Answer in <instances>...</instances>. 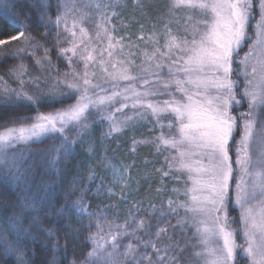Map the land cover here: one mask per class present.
<instances>
[{
	"label": "snow or ice",
	"instance_id": "obj_1",
	"mask_svg": "<svg viewBox=\"0 0 264 264\" xmlns=\"http://www.w3.org/2000/svg\"><path fill=\"white\" fill-rule=\"evenodd\" d=\"M135 2L146 6L141 0ZM22 3L35 9L38 24L46 29L48 24L56 29L63 25V32L71 37L69 46L64 47L58 31L55 48L69 65L74 58L84 65L83 74L74 73V81L66 84L77 93L73 104L42 112V103L56 101V90L49 93L48 100L26 90L24 76L28 67L23 56L31 55L37 65H43L50 62L52 49L46 46L48 31L40 39L30 31V12H24L23 19H19L21 11L17 6ZM116 6L105 0H63L56 5L53 19L50 0H11V4L4 0L5 18L20 31L0 39V61H19L8 68L19 88H10L5 81L0 92V183L14 185V197L0 190V264H184L181 254L187 245L173 240L168 232V217L178 215L179 210L184 216L172 227L182 232L192 230L197 240L192 246L197 249L193 256L198 264H264V0H258L259 20L253 26L254 36L248 31L254 18V0H170V13L174 15L180 9L188 12L183 35L173 34L170 22H165L162 33L153 26L145 38L141 25L139 39L154 45L152 52H143L144 61L138 66L144 74L139 78L142 90L132 83L138 79L132 72L135 61L128 58L132 53L117 57L124 53L123 37L113 35L114 26L106 27L117 15L115 11L109 15V9ZM93 13L101 21L96 24L94 37L84 27ZM93 40L107 43L98 48ZM12 41L22 46L12 50L4 47ZM244 45L248 50L241 56ZM38 49H43L39 58L35 55ZM90 64H98L113 82L111 92L93 83L95 72L89 73ZM37 79L30 77L32 82ZM121 81L128 82L122 89ZM161 96L168 99H156ZM117 103L120 106L112 111ZM242 103H247V110L234 115ZM129 104L138 110V116L150 112L160 126L161 133L152 142L157 152L163 146L170 155L165 157L168 171H157L162 172V180L172 172L183 174L185 199H169L167 209L161 205L157 210L149 204V215L156 219L154 232L151 219L129 209L124 223L115 225V232L108 224L106 239L101 233L107 213L90 210L83 195L74 199L71 195L77 188L83 189L79 173L65 190L69 195H65L64 203L55 205L53 199L74 155L77 138L87 132L89 121L101 115L110 122L109 135L119 132L124 121L115 112H122ZM28 108L35 109V115L19 111ZM165 117L167 135L162 122ZM132 119L125 116V121ZM70 131L75 136L70 137ZM45 139L59 142L46 148L31 147ZM126 171L114 169V179L118 183L125 180ZM93 179L90 174L89 182ZM141 207L134 205L136 213ZM230 208L239 210V227H233L237 220L230 215ZM52 217L54 224H46ZM85 217L90 220L89 228L95 226L98 231L90 233L91 248L82 258L68 259V238L79 231L74 223H81ZM92 217H96L95 225ZM65 229L62 244L60 233ZM138 232L149 239L137 236ZM122 236L135 237V243L122 245ZM165 238L168 243H164Z\"/></svg>",
	"mask_w": 264,
	"mask_h": 264
},
{
	"label": "trees",
	"instance_id": "obj_2",
	"mask_svg": "<svg viewBox=\"0 0 264 264\" xmlns=\"http://www.w3.org/2000/svg\"><path fill=\"white\" fill-rule=\"evenodd\" d=\"M141 2L146 6L140 7L138 4L133 6L130 1H127L119 13L120 19L125 21L127 26H125V29L128 32L130 40L133 39L135 33L141 32V25H143V34L151 33L153 26H155V30L160 29L161 19L168 8L167 0H141ZM8 3L11 4V0H8ZM50 3L51 7L49 10L54 19L57 14L56 5L61 3V0H50ZM3 4L4 0H0V39H7L17 35L20 29L14 27L5 18ZM17 7L21 11V15L19 16L21 20L23 19L24 12L31 13L32 28L30 31L37 39H40L45 31H48L46 46L52 49L50 62L37 65L31 55L23 56V62L28 67V74L24 76L25 81L28 82L25 85L26 90L30 94L41 96L42 99L48 100L49 93L53 90L51 86L54 88L55 80L58 83L59 80L67 76L69 78L73 72V66L69 65L64 56L58 55L55 48L56 34L58 31L60 32V41L64 47L68 46L67 41L70 38L61 28L56 29L52 24H48L47 29L38 24L36 11L28 3H22ZM9 11L12 10L9 9ZM41 43L45 42L42 40ZM21 46L20 43L12 41L4 47L12 50ZM35 55L37 58L42 57L43 49L36 50ZM17 63L19 61L13 58L0 61V77H3L1 82L4 84L6 81L7 86L15 89H18L19 85L17 80L9 74L8 68ZM30 77L38 79L32 82ZM37 84L39 85V90H37ZM59 88L65 92V88ZM59 88L56 90V101L50 104L42 103L39 107L40 111L49 112L75 102L74 95L69 94L65 96L71 97L70 99L62 97L59 94L61 93ZM60 100L63 102H59ZM19 111L26 115H35V109L32 108L20 109ZM94 120L89 121L90 126L87 132L82 134V137L77 138L78 142L74 146V155L70 163L67 164L62 181L58 183L53 203L55 205L64 203L65 195H69L65 190L71 183L73 176L79 173L83 189L77 188L71 194L73 199L83 195L86 202L90 205V210L100 209L102 212L107 213L104 225L108 226L109 223L111 225L123 224L129 209L133 210L134 205L143 206L145 202L153 201L156 203L162 200L168 195L166 191L171 184H168L164 178L162 180V172L157 171L158 169H163L162 157L159 154H155V150L151 145V132L145 134L144 128L136 129L135 126L131 128L122 125V129L119 132H113L109 135L105 129L104 122L102 120ZM2 124L3 121L0 120V125ZM68 135L73 137L75 133L70 131ZM134 141L147 142L134 144ZM58 142V140L54 139H45L43 143H34L31 147L34 149L46 148ZM146 160L150 164L144 166L143 164ZM125 168L127 169L124 172L126 179L118 183L113 177V170H123ZM90 174L94 176L91 182L88 180ZM2 181L3 177H0V182ZM13 188L14 185L6 187L0 183V190L6 191L11 197H14ZM158 189L161 191L159 192ZM230 215H233L237 220V215L234 211H230ZM95 220L96 217L91 218L93 225H95ZM54 222L55 217H52L51 220L46 221V224H54ZM89 223L90 220L87 217L79 224L74 223V227L78 228L79 231L74 233L73 237L68 238V259H72L73 257L80 259L83 257V254L90 250L91 241L88 237L90 233L94 234L98 229L95 226L89 228ZM64 231L67 230L65 229L60 233L62 244L64 243Z\"/></svg>",
	"mask_w": 264,
	"mask_h": 264
},
{
	"label": "rangeland",
	"instance_id": "obj_3",
	"mask_svg": "<svg viewBox=\"0 0 264 264\" xmlns=\"http://www.w3.org/2000/svg\"><path fill=\"white\" fill-rule=\"evenodd\" d=\"M127 1H130L131 5H133V6L137 5L135 0H105V2H111V3H114L117 5L114 9H109V12H108L109 15H111L112 11H115L117 13V15L111 19V22L109 24H107L106 27H108L109 29H112L114 26L115 30L113 32V35L117 38L123 37V40L121 42H122V44L125 45L124 53L123 54L118 53L117 57L118 58H125V57H128L129 52L132 53V55L128 58L133 59L135 61L136 66L133 67L132 72H133V75H136L138 77V79L132 83L137 89L142 90V85H141L139 78L142 77L144 74L140 72V69L138 66H140L142 64V62L144 61L143 52L145 50H147L149 53L152 52L154 45L151 43H148L146 41V39L140 40L139 37L142 34L140 31H138L137 33L134 34L133 39L130 40V38L128 37V32L125 29V26H126L125 21H122L119 17V13L121 12L123 5H125ZM167 1H168L167 11L161 19L160 29H158L156 31L162 33L164 30L165 22H170L169 27L172 29L173 34H178V35L182 36L183 35L184 22H185L186 16L188 15V12L185 9H180V10H177L175 12V14L173 15L168 10L170 0H167ZM61 2H63V0H61ZM254 5H256L254 7V13L256 12V14H254V18L250 21V25H249V29H248L249 34H251L253 36H254L253 26L255 25L256 21L259 20L258 0H254ZM98 22H101L100 17L97 16L95 13H93V18L84 23V27L88 30L90 36H92V37L95 36V33L97 31L96 24ZM69 26H71V18H69ZM61 29L63 30V25H61ZM151 33H149V34L145 33L143 35L146 38ZM69 38L71 39L70 36H69ZM106 43H107L106 41H104L103 43H100L98 41L93 40V44H95L96 47H98V48L105 47ZM163 43H164V38H163V36H161L160 45H163ZM249 43H250V41H249ZM129 45H130V47H129ZM247 50L248 49H247L246 45L242 46L240 55L243 56ZM68 55L70 56L71 53H68ZM105 59H107L106 55H105ZM67 62H68V60H67ZM71 65L73 66L72 75L69 78H67L68 77L67 76L64 79L59 80L58 83L55 80L54 88L51 86V88L55 89V90H57V88H59V87L65 88V92L61 91L59 88L60 92L64 94V97L69 95V94L74 95L76 97L77 93L74 90L66 87V84L74 81V73L83 74V72H84V65H83L82 61H78L77 59L74 58L73 63ZM235 67H236V65L234 64V68ZM109 70L111 71L110 67H109ZM88 71H89V73L95 72V77L93 78V83L99 84L102 89H107L109 92H111L113 90V82L106 76L105 73L102 72V70L98 64H90ZM163 74L166 78L167 67L164 68ZM236 78H237L236 76L233 77V79H236ZM239 79L241 80V82L243 81L242 76L239 77ZM119 83H120V88L122 89L128 82L121 81ZM3 85L4 84L0 81V92H2V90H3ZM242 87H243V85L241 83V88ZM118 90H120V89H118ZM97 91L99 92L100 95H104V92L100 91L99 89H97ZM61 93H59V94L61 95ZM156 99L163 100V99H168V97L167 96H161V97H157ZM119 106L120 105L118 103L114 104L112 106L111 110L114 111L115 108H117ZM247 107H248L247 103H242L241 106H239L238 108H236L234 110L233 114L235 115V114H238L241 112H245L247 110ZM137 111L138 110L132 109L130 104H129V107L125 108L122 112H115V116L120 121H124V123L122 124V125H124V127L129 126L131 128H134V126H135L136 129L144 128L143 131L145 134H147V132H151V134H152L151 140L154 141L155 138L158 137L161 133L160 126L156 124L155 119L151 116L150 112L146 111V114L143 117H141V116L136 115ZM125 116H131V117H133V119L125 121ZM96 120H102L104 122L106 131L109 133L110 122L107 119H103L101 115H97L95 117L94 121H96ZM167 120H168V118L165 117L162 121L165 124L163 131L166 135L169 133V130L166 126ZM121 129H122V127H121ZM236 139H239V133L238 132L236 133ZM151 145L155 150V154H159L162 157L163 170L168 171V165H167L165 157H168L170 155V151H166L163 148V146H161L160 151L157 152L155 144L153 142H151ZM233 159H235L234 153H233ZM148 164H150V162L148 160H146L143 165L147 166ZM234 168H235V165H234ZM163 178L165 180H167L168 184H171L170 187L166 191V193L168 195L156 203L153 201L152 202H145L143 204V206L141 207L139 213H136L135 208L132 210L134 214H138L139 216H143L146 219L152 220V223H153L152 231L153 232L155 231L156 219H154L152 216L149 215V211H148L149 204L155 205L157 210L160 209L161 205H163V207L165 209H167L169 199H171L173 201H182L185 199L184 191H183V189L185 187V176L183 174L177 173V172H172L169 176L163 177ZM174 189H177L178 191H174ZM158 191L160 192L161 190L158 189ZM229 211H234L237 215V223L234 224L233 227H239V215H240L239 210L238 209L234 210V209L230 208ZM157 216H158V211H157ZM182 216H184V212H183V210H179L178 215H172V216L168 217V219L170 221L168 232H169V235L172 237L173 240L179 241V243L181 245H187L186 250L181 254L182 260L184 261V264H198V261H196L194 256H193V252L197 249L193 248L192 246L196 245L197 240H196V237L193 235L192 230H186V231L182 232L179 227H176L175 229L172 227L174 225H177L178 218L182 217ZM231 216L234 217L233 215H231ZM129 223H131V218L129 219ZM115 225H118V224H115ZM115 225H112L113 226V228H112L113 232H115ZM103 227H104V231L101 233V236H103L107 239L108 238V235H107L108 234V226L104 225ZM136 235L137 236H143V238L145 240L149 239V237L147 235H144L143 233L138 232ZM130 241L135 243V237H133V236H126V237L122 236L120 238V243L122 245H125ZM103 242L104 241L101 240V243H103ZM168 242H169L168 239L165 238L164 243H168ZM237 242L238 243L241 242V239L239 236H237ZM141 251H143V248L141 249ZM148 251H149V253H151L152 250L149 249Z\"/></svg>",
	"mask_w": 264,
	"mask_h": 264
}]
</instances>
